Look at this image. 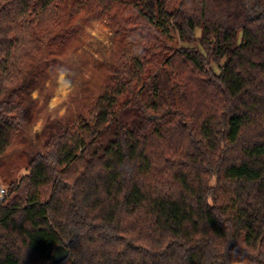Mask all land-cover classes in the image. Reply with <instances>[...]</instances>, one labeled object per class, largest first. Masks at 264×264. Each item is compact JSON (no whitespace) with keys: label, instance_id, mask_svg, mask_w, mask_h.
<instances>
[{"label":"trees","instance_id":"trees-1","mask_svg":"<svg viewBox=\"0 0 264 264\" xmlns=\"http://www.w3.org/2000/svg\"><path fill=\"white\" fill-rule=\"evenodd\" d=\"M235 1L231 32L202 0H0V161L83 24L120 36L0 199V264H264V0Z\"/></svg>","mask_w":264,"mask_h":264},{"label":"rangeland","instance_id":"rangeland-1","mask_svg":"<svg viewBox=\"0 0 264 264\" xmlns=\"http://www.w3.org/2000/svg\"><path fill=\"white\" fill-rule=\"evenodd\" d=\"M202 2L204 9H209L212 6L214 20L217 25L225 23L226 28L231 32H235L237 29L239 31L237 24L238 4L235 0H202ZM94 22L98 23L94 24ZM90 26L95 27V35H90L86 32V29ZM114 26L106 17L86 22L81 28L79 37L73 40L71 46L63 54L62 59L59 60L60 62L58 61L56 63L57 66L64 65L71 69L74 81V92L67 105L68 115L62 119H67L70 115L77 113V105L83 101L84 95L86 96L85 99H87L96 93L105 83L110 81L114 57L120 45V36L115 34L117 28H114ZM197 35H201V30H198ZM241 40L242 32L238 36L237 44H240ZM258 48L259 50L264 48V42L260 41ZM232 49L233 46L229 45L228 50L231 51ZM223 62L224 59L221 63ZM213 67L217 72H220L218 64L214 63ZM47 76L32 92L33 98L37 100L34 123L29 130L23 132L21 137L14 141L12 147L1 158L0 181L1 185L7 186V192L10 181L26 173L30 153L44 147V144L50 139L53 131L56 130L60 120L53 119L50 116V110L53 107L61 105L63 98L58 96L54 97L52 86L46 84L50 74ZM171 79L165 76L162 84L168 90L172 91V93H176L179 89L178 84H176L175 79ZM146 98L149 99L148 96ZM123 119L131 123L133 121L131 111H127ZM120 123L118 119H115L111 125V132H115L121 125ZM37 127H40L39 131H36ZM64 264H70V261L66 259ZM236 264L254 263L245 260L237 262Z\"/></svg>","mask_w":264,"mask_h":264},{"label":"clouds","instance_id":"clouds-1","mask_svg":"<svg viewBox=\"0 0 264 264\" xmlns=\"http://www.w3.org/2000/svg\"><path fill=\"white\" fill-rule=\"evenodd\" d=\"M98 23V22H94ZM90 35H95L96 29L94 26H90L86 29ZM71 69L67 68L64 65H59L55 67L49 76V80L46 81V84H50L53 89L54 97H62V103L59 106L53 107L50 110V116L53 119H62L68 115L67 105L72 97L74 92V81L72 78ZM40 127H37L36 131H39ZM7 192L6 185H0V197L5 195Z\"/></svg>","mask_w":264,"mask_h":264},{"label":"water","instance_id":"water-1","mask_svg":"<svg viewBox=\"0 0 264 264\" xmlns=\"http://www.w3.org/2000/svg\"><path fill=\"white\" fill-rule=\"evenodd\" d=\"M70 255V249L63 244L55 247L52 253V259L49 264H56L65 261Z\"/></svg>","mask_w":264,"mask_h":264},{"label":"built area","instance_id":"built-area-1","mask_svg":"<svg viewBox=\"0 0 264 264\" xmlns=\"http://www.w3.org/2000/svg\"><path fill=\"white\" fill-rule=\"evenodd\" d=\"M5 197V195H3L2 197H0V199H3Z\"/></svg>","mask_w":264,"mask_h":264}]
</instances>
